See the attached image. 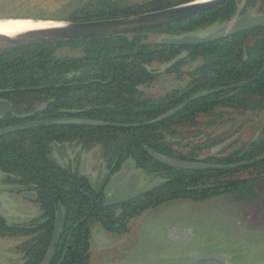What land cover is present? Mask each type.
Instances as JSON below:
<instances>
[{"label": "trees", "instance_id": "trees-1", "mask_svg": "<svg viewBox=\"0 0 264 264\" xmlns=\"http://www.w3.org/2000/svg\"><path fill=\"white\" fill-rule=\"evenodd\" d=\"M189 1L91 0L74 6L62 19L125 16ZM239 1L227 0L204 13L129 33L0 42V99L7 100L15 114L0 118V130L40 121L0 134L3 182L33 185V202L42 209L24 225L7 224L0 217V237L25 238L19 245L20 264L41 263L56 230L59 207L62 219L47 264H88L93 224L122 234L142 211L165 201H202L264 178V24L199 44H162L150 37L220 25L234 16ZM252 8L264 12V0H247L240 13ZM65 47L77 53L58 55L56 51ZM166 78H172V87L157 90ZM42 104L46 107L36 111ZM256 116L262 119L256 139L219 136L220 128ZM53 143L97 149L111 172L131 161L136 169L166 182L120 206L104 207V194L94 190L86 176L49 159ZM146 148L209 165L262 159L227 171L181 170L158 163Z\"/></svg>", "mask_w": 264, "mask_h": 264}, {"label": "rangeland", "instance_id": "rangeland-1", "mask_svg": "<svg viewBox=\"0 0 264 264\" xmlns=\"http://www.w3.org/2000/svg\"><path fill=\"white\" fill-rule=\"evenodd\" d=\"M88 1L91 0H0V18L63 20L62 18L74 6ZM242 6L239 1L234 16L240 14ZM250 10L256 12L255 8ZM215 27L217 25L200 31ZM150 37L156 39L159 34H151ZM56 52L58 55L77 53L76 50L66 47ZM172 85V78H166L156 86V89H169ZM261 121L258 116L250 119L241 118L240 121L220 128L218 133L219 136L233 134L232 139L242 142L250 141L257 138L258 131L255 129ZM86 153L87 151H81L79 157L83 158ZM92 155L90 164L83 167L86 173H95L97 164L101 160L97 149L92 150ZM122 167L127 168L129 173L138 172L131 161H126ZM102 169L103 172L108 170L104 166ZM156 181L162 179L158 177ZM95 182H91V185L99 187L100 184ZM7 197L5 199L9 200L4 205L9 209V216L0 212V217L7 224L24 225L42 214L38 204L22 197L20 193L9 192ZM262 201H264V178L257 179L234 192L216 195L202 201L184 199L165 201L142 211L135 220L129 222L127 232L115 234L105 231L109 237L107 244L96 247L95 244L90 243L91 256L88 264H190L194 257L208 254L227 255L230 264H264ZM10 214L28 217L29 220L11 221ZM95 225L101 228L99 224ZM169 228L187 229L190 237L183 242H171L165 236L166 229ZM24 239L19 236L0 237V264L21 263L23 253L19 250V245Z\"/></svg>", "mask_w": 264, "mask_h": 264}, {"label": "water", "instance_id": "water-1", "mask_svg": "<svg viewBox=\"0 0 264 264\" xmlns=\"http://www.w3.org/2000/svg\"><path fill=\"white\" fill-rule=\"evenodd\" d=\"M227 0H192L189 2L181 3L178 5L170 6L163 9L147 11L132 15L117 16L110 18L102 19H91V20H81V21H68V20H56V19H37V18H27L33 21H52L53 24L45 25L41 28H36L21 33L8 35L0 33V42L12 43L19 41H29V40H63V39H75V38H86V37H96V36H109L115 34L129 33L138 30L150 29L155 27H160L162 25L198 15L206 11L215 9L222 5ZM247 0H241V4ZM18 17H7L0 18V20H10ZM264 24V12H253L252 10H247L243 13H240L236 16H233L230 20L217 25V27L205 30V31H196L184 33L178 36L172 35H159L158 42L162 44H172V45H184V44H199L208 41L215 40L217 38L228 36L248 28H252L258 25ZM131 62L137 64L140 68L146 70L147 67L139 59H130ZM225 88L211 90L203 92L200 94H210L217 91L224 90ZM46 107L45 104H42L36 108V111H40ZM12 110L10 103L5 99H0V118L10 113ZM173 111V110H172ZM172 111L162 116L160 119L168 116ZM157 119V120H160ZM153 122V121H152ZM152 122H146L144 125L151 124ZM40 122H29L22 123L19 125L6 127L0 130V134L11 131L18 128H24L28 126H33L39 124ZM95 125L102 126H112V127H121L118 124H107L102 122H90ZM65 150V144L53 145V151L57 152L59 150ZM148 155L157 161L158 163L170 167L172 169H181V170H220L227 171L239 167H244L249 164H253L261 159L237 164V165H209L201 161H181L176 159H171L159 155L149 148H146ZM60 156V154H58ZM66 154L60 156L63 159ZM49 159L56 161L52 156ZM128 174V175H127ZM127 175L126 179L121 184H116L119 179L124 178ZM158 178L157 174H153L144 178L140 172L129 173L127 168L122 167L121 171L115 173L109 182V185L106 187V200L104 206L123 203L129 201L143 193L149 192L163 184L166 181H156ZM136 186L137 189H133ZM31 186H15V187H0V212L5 215H8L7 209H5L4 203L6 202L5 197L2 198L4 193L20 190H28ZM213 186H205L201 188H211ZM24 196L33 198L34 195L29 192H24ZM11 221H23L29 220L28 217L22 216H12ZM61 223V210L57 211V217L55 222V232L51 241V244L46 252L45 257L43 258L42 264H47L48 257L53 251V244L57 239V229ZM167 240L171 242H183L190 237V232L187 229L174 228L166 229L165 234ZM190 264H230L228 256L224 254H208L199 257H194Z\"/></svg>", "mask_w": 264, "mask_h": 264}, {"label": "flooded vegetation", "instance_id": "flooded-vegetation-1", "mask_svg": "<svg viewBox=\"0 0 264 264\" xmlns=\"http://www.w3.org/2000/svg\"><path fill=\"white\" fill-rule=\"evenodd\" d=\"M11 105V104H10ZM11 108H12V106H11ZM9 115H11V116H13V115H15L13 112H12V110H11V112L10 113H8L7 115H5V116H3V117H6V116H9ZM19 118H21V117H23V116H18ZM2 118V117H1ZM70 120H79V119H70ZM33 122H40V121H33ZM27 123H29V122H27ZM54 144H56V143H53L52 144V151L50 152V154H49V156L48 157H50V156H52L53 158H55L56 159V161H54V162H56V163H58L59 165H61L62 167H65L66 169H70V170H77L78 171V173L79 174H81V175H84V176H86L87 178H88V181H89V184H90V186L94 189V190H96V191H100L101 190V192L104 194V197H103V206H104V202H105V200H106V196H107V193H106V187L109 185V182H110V179H111V177L115 174V173H117V172H119V171H121V169H122V166L120 167V169L117 171V172H111V170L110 169H108V170H106L105 172H103V166L105 167V165H104V163L100 160V162L97 164V169H96V172L95 173H86V172H84L83 171V167H85V166H87V165H89L90 164V160H91V157L93 156L92 155V150H90V151H87V153H86V155L82 158V157H79V154H80V152L81 151H85V150H81L79 147H74V146H71V145H68V144H66V143H62V144H65V147H66V149L65 150H59L58 151V153L57 152H55V151H53V145ZM57 145H61V144H57ZM96 150V149H95ZM58 154H60V156H63V154H66V156L63 158V159H61L60 158V156L58 155ZM51 160V159H50ZM53 161V160H52ZM138 172H140L141 174H142V176L144 175V174H146L145 172H143V171H141V170H139L138 169ZM128 175V174H127ZM127 175H125L124 176V178H122V179H119V181H117L116 183H115V185L116 184H121L125 179H126V177H127ZM147 175V174H146ZM148 176H150V175H147L146 177H144V178H147ZM3 179H4V175L0 172V187H15V186H31L30 187V189H28V190H20V191H12V192H17V193H20L21 195H22V197H24V198H26V199H29V200H31V201H33L34 199H35V197H36V195H35V192H34V190H33V185H21V184H7V183H4L3 182ZM91 179H93V181L95 182H98L99 184H100V186L99 187H93L91 184V182H93ZM95 182V183H96ZM137 187L138 186H136L135 188H133V189H137ZM154 190V189H153ZM152 191V190H151ZM24 192H29V193H31V194H33L34 195V197L33 198H30V197H27V196H24L23 195V193ZM7 193H9V192H7ZM7 193H4L3 195L6 197V198H8L7 197ZM144 194V193H143ZM138 197V196H137ZM136 198V197H135ZM135 198H133V199H135ZM133 199H131V200H133ZM131 200H129V201H131ZM129 201H126V202H129ZM8 202V201H7ZM126 202H123V203H117V204H112V205H108V206H120V205H122V204H124V203H126ZM262 203L264 204V201H262ZM4 208H5V205L3 206ZM104 207H107V206H104ZM6 209V208H5ZM61 210V208L59 207L58 209H57V211L58 210ZM7 216V215H6ZM56 217H57V212H56ZM61 219H62V210H61ZM55 222H56V220H55ZM93 226H95V224H93L91 227H90V234H89V260H90V256H91V251H90V242H91V240H92V238H93V231H92V228H93ZM102 229V228H101ZM104 232H105V230L104 229H102ZM106 233V232H105ZM116 234V233H115ZM57 235H58V231H57ZM54 245V244H53ZM50 246V245H49ZM96 247H101V246H96ZM49 248V247H48ZM48 250V249H47ZM42 262V261H41ZM88 263H89V261H88Z\"/></svg>", "mask_w": 264, "mask_h": 264}, {"label": "bare ground", "instance_id": "bare-ground-1", "mask_svg": "<svg viewBox=\"0 0 264 264\" xmlns=\"http://www.w3.org/2000/svg\"><path fill=\"white\" fill-rule=\"evenodd\" d=\"M52 21H33L27 18H13L10 20H0V33L13 35L24 31L41 28L48 24H53Z\"/></svg>", "mask_w": 264, "mask_h": 264}, {"label": "crops", "instance_id": "crops-1", "mask_svg": "<svg viewBox=\"0 0 264 264\" xmlns=\"http://www.w3.org/2000/svg\"><path fill=\"white\" fill-rule=\"evenodd\" d=\"M8 200L9 199H6V201H8ZM8 210L9 209H7V211ZM10 215L15 216L13 214H10ZM7 216H9V214ZM9 223H11V221H9ZM169 229H171V228H169ZM92 231H93V238H92L90 243H93L96 246H98V245L102 246V245H105L109 242V237H108L107 233H105L101 228H99L98 225L93 226Z\"/></svg>", "mask_w": 264, "mask_h": 264}]
</instances>
